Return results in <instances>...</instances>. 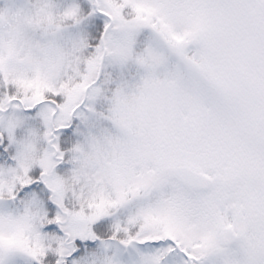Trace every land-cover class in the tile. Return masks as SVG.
<instances>
[{"label":"snow or ice","instance_id":"6c2138e0","mask_svg":"<svg viewBox=\"0 0 264 264\" xmlns=\"http://www.w3.org/2000/svg\"><path fill=\"white\" fill-rule=\"evenodd\" d=\"M18 9L0 264H264V0Z\"/></svg>","mask_w":264,"mask_h":264},{"label":"clouds","instance_id":"9594fccd","mask_svg":"<svg viewBox=\"0 0 264 264\" xmlns=\"http://www.w3.org/2000/svg\"><path fill=\"white\" fill-rule=\"evenodd\" d=\"M23 2H35V0H21V2H18V0H5V6L0 7V23H3L6 19L11 18L10 16H6V10L12 16L17 15L19 11L18 6ZM3 39L4 37L0 35V40Z\"/></svg>","mask_w":264,"mask_h":264},{"label":"rangeland","instance_id":"374dc122","mask_svg":"<svg viewBox=\"0 0 264 264\" xmlns=\"http://www.w3.org/2000/svg\"><path fill=\"white\" fill-rule=\"evenodd\" d=\"M21 2V0H18ZM60 3H70L69 0H59ZM5 6V0H0V7Z\"/></svg>","mask_w":264,"mask_h":264},{"label":"trees","instance_id":"16d2710c","mask_svg":"<svg viewBox=\"0 0 264 264\" xmlns=\"http://www.w3.org/2000/svg\"><path fill=\"white\" fill-rule=\"evenodd\" d=\"M69 2H71V0H69Z\"/></svg>","mask_w":264,"mask_h":264}]
</instances>
